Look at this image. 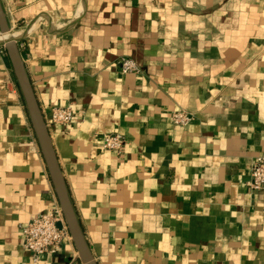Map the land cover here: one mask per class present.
Wrapping results in <instances>:
<instances>
[{
    "label": "crops",
    "instance_id": "1",
    "mask_svg": "<svg viewBox=\"0 0 264 264\" xmlns=\"http://www.w3.org/2000/svg\"><path fill=\"white\" fill-rule=\"evenodd\" d=\"M0 3L44 119L71 109L48 131L96 264H264V190L247 185L264 155V0ZM108 133L120 154L101 149ZM54 205L0 46V264L81 263L72 240L38 261L21 245Z\"/></svg>",
    "mask_w": 264,
    "mask_h": 264
},
{
    "label": "built area",
    "instance_id": "2",
    "mask_svg": "<svg viewBox=\"0 0 264 264\" xmlns=\"http://www.w3.org/2000/svg\"><path fill=\"white\" fill-rule=\"evenodd\" d=\"M117 66L122 74L139 72L137 63L129 57H120L117 60ZM71 119V109L68 106H58L50 109L48 119L45 122L47 127L49 125L67 126ZM191 120V114L183 110H175L171 114V122L175 125L185 126ZM123 144V139L119 134L108 133L101 136L100 147L102 150L120 154ZM247 185L251 189L264 190V155L258 156L252 163ZM21 234V245L31 253L33 261H38L45 254L55 252L62 240H71L58 205H54L45 212L30 218L21 227Z\"/></svg>",
    "mask_w": 264,
    "mask_h": 264
},
{
    "label": "water",
    "instance_id": "3",
    "mask_svg": "<svg viewBox=\"0 0 264 264\" xmlns=\"http://www.w3.org/2000/svg\"><path fill=\"white\" fill-rule=\"evenodd\" d=\"M0 34L2 35L0 46H2L6 52L15 81L23 98L31 121L32 129L37 138L53 189L56 194L65 226L69 232L78 258L81 264H96L78 224L74 208L71 204L66 185L57 163L48 127L46 126L44 116L38 107L32 86L24 68L20 50L17 46V42L21 39V37L10 34V27L1 3Z\"/></svg>",
    "mask_w": 264,
    "mask_h": 264
}]
</instances>
